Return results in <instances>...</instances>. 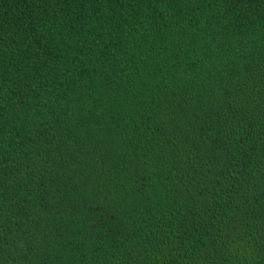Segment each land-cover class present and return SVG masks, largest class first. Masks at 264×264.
Wrapping results in <instances>:
<instances>
[{"label":"trees","instance_id":"trees-1","mask_svg":"<svg viewBox=\"0 0 264 264\" xmlns=\"http://www.w3.org/2000/svg\"><path fill=\"white\" fill-rule=\"evenodd\" d=\"M0 264H264V0H0Z\"/></svg>","mask_w":264,"mask_h":264}]
</instances>
